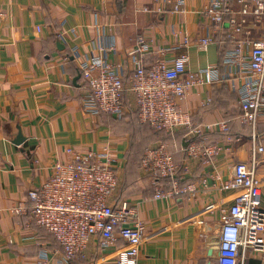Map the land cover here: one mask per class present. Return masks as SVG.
Here are the masks:
<instances>
[{
  "label": "crops",
  "instance_id": "obj_1",
  "mask_svg": "<svg viewBox=\"0 0 264 264\" xmlns=\"http://www.w3.org/2000/svg\"><path fill=\"white\" fill-rule=\"evenodd\" d=\"M238 1L227 0L225 22L240 18ZM211 2L0 0V264H38L43 259L45 264H63L54 237L28 215L12 210L28 206L27 192L47 181L55 162L69 159L68 149L114 160L120 197L138 206V218L146 225L141 264H216L221 211L236 194L223 186L229 168L251 156L252 130L240 122L236 89L244 81L249 42L259 35V26L246 17L251 35L232 40L228 23L214 26L204 16ZM139 38L142 51L132 53ZM203 38H212L205 50L198 47ZM236 40L244 42L241 57L226 65L224 57L237 48ZM183 54L188 70L213 68L219 79L193 87L179 103L200 136L219 146L212 164L185 163L186 131L156 134L138 121L128 93L122 118L86 110L89 94L80 75L84 62L103 60L125 80L138 57L148 66ZM254 131L261 142L264 114ZM156 142L166 144L180 166V188L195 185L193 197L153 198L152 179L140 171L139 157ZM257 177L264 186V154L258 156ZM162 185L170 189L166 182ZM123 247L118 238L101 251L94 238L83 257L70 264H116L117 250ZM245 264H264V253L248 256Z\"/></svg>",
  "mask_w": 264,
  "mask_h": 264
},
{
  "label": "built area",
  "instance_id": "obj_2",
  "mask_svg": "<svg viewBox=\"0 0 264 264\" xmlns=\"http://www.w3.org/2000/svg\"><path fill=\"white\" fill-rule=\"evenodd\" d=\"M176 1L181 3L183 0ZM238 3L241 4L239 19L231 16L225 22L227 0H214L203 12L214 26L228 23L232 40L236 35H251L245 29L246 17L259 26V35L249 42L244 81L236 89L240 122L252 130L251 156L248 162H236L229 168L230 178L223 186L236 194L229 208L221 211L216 264H245L248 256L264 253L261 240L264 186L257 177L258 156L264 154V138L258 141L254 131L264 114V0H239ZM211 42L212 38H203L198 47L205 50ZM243 45L244 42L236 40L237 48L224 57L226 65L239 60ZM143 46L144 41L139 38L132 53H140ZM187 62L188 58L183 54L171 61L158 60L146 66L138 57L134 60L133 72L125 80L103 60L84 62L80 75L89 94L86 110L122 118L125 93H128L141 124L158 132L186 131L185 163L201 160L212 164L219 146L208 144L207 138L200 136L198 126L182 112L179 103L193 87L212 84L219 79L213 75V68L191 71L187 69ZM221 129L225 132L227 126L223 125ZM198 136L199 140L195 141ZM67 153V161L52 165L47 181L27 192L28 206L19 205L13 208V213L28 215L54 237L61 249L63 264H70L80 255L83 257L94 238L98 239L101 251L110 249L118 238L121 239L124 247L117 250L115 263L141 264L140 248L146 225L138 218V206L120 197V173L114 160L100 159L92 151L78 153L68 149ZM180 170L162 142L149 146L140 164V171L152 179L155 200L196 194L194 184L180 188ZM162 181L167 183L169 190H164ZM38 264H45L44 259Z\"/></svg>",
  "mask_w": 264,
  "mask_h": 264
},
{
  "label": "trees",
  "instance_id": "obj_3",
  "mask_svg": "<svg viewBox=\"0 0 264 264\" xmlns=\"http://www.w3.org/2000/svg\"><path fill=\"white\" fill-rule=\"evenodd\" d=\"M161 133H162V132H158V133H156V134H161ZM147 148H148V147H147ZM147 148H146V149H147ZM146 149H145V150H146ZM145 150L141 153V155H140V157H139V161H140V162H139V167H140L141 160H142V157H143V154H144Z\"/></svg>",
  "mask_w": 264,
  "mask_h": 264
},
{
  "label": "water",
  "instance_id": "obj_4",
  "mask_svg": "<svg viewBox=\"0 0 264 264\" xmlns=\"http://www.w3.org/2000/svg\"><path fill=\"white\" fill-rule=\"evenodd\" d=\"M21 139H22V138H18V139H17V140L19 141L18 143H20Z\"/></svg>",
  "mask_w": 264,
  "mask_h": 264
}]
</instances>
